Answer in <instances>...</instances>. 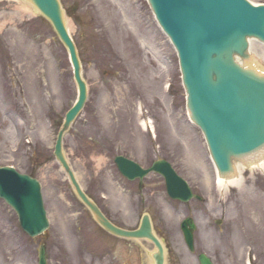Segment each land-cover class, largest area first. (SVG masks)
I'll list each match as a JSON object with an SVG mask.
<instances>
[{"label": "rangeland", "instance_id": "rangeland-1", "mask_svg": "<svg viewBox=\"0 0 264 264\" xmlns=\"http://www.w3.org/2000/svg\"><path fill=\"white\" fill-rule=\"evenodd\" d=\"M61 1L89 89L84 109L64 137V151L85 191L122 226L133 227L143 211H150L171 259L180 255L186 264H197L181 244L178 226L185 213L202 205L171 200L157 175L138 190L113 162L117 154L144 165L165 158L206 201L207 209L194 210L197 248L218 251L221 264H246L248 258L264 264V168L243 170L240 187L217 184L204 137L187 115L176 52L147 1ZM18 3L0 0V165L40 180L50 225L45 234L29 237L0 198V264H37L42 242L48 264H104L101 252L84 253L85 236L114 243L111 264H146L145 244L134 246L131 256L127 243L104 233L53 157L58 126L76 97L72 69L48 21L35 13L19 20ZM252 53L264 58V46L252 40ZM142 119H151L153 131L140 126ZM150 192L156 194L154 202L137 206L138 198ZM216 218L222 219L220 225ZM118 246L124 248L122 260Z\"/></svg>", "mask_w": 264, "mask_h": 264}, {"label": "water", "instance_id": "water-1", "mask_svg": "<svg viewBox=\"0 0 264 264\" xmlns=\"http://www.w3.org/2000/svg\"><path fill=\"white\" fill-rule=\"evenodd\" d=\"M53 25L67 47L73 64L78 97L66 112L58 131L54 154L64 168L79 199L89 208L93 218L108 232L128 238H147L154 242L151 254L155 264H164L163 248L152 231L147 214L140 227L125 230L114 225L85 194L76 180L62 150V136L81 110L87 96L80 74L76 49L66 28V18L59 0H25ZM156 17L169 35L179 56L182 80L187 92V108L191 119L203 131L221 179H234V162L248 165L264 154V71L247 51V37L264 42V4L248 0H148ZM236 57L245 61L237 62ZM240 160V161H236ZM119 170L128 178L142 177L137 163L116 156ZM162 174L168 194L187 200L190 190L170 164L156 161L151 168ZM0 197L14 208L23 229L34 236L41 233L48 220L43 206L40 184L11 167H0ZM182 223L189 248L191 231ZM192 227V224H190ZM201 264H210L201 254ZM39 264H45V250H39Z\"/></svg>", "mask_w": 264, "mask_h": 264}, {"label": "bare ground", "instance_id": "bare-ground-1", "mask_svg": "<svg viewBox=\"0 0 264 264\" xmlns=\"http://www.w3.org/2000/svg\"><path fill=\"white\" fill-rule=\"evenodd\" d=\"M112 2H117L116 0H113ZM15 16H17V18L19 20H23L26 18V16H31L33 13L30 9H28L26 7V5L22 4V3H18L15 4ZM28 14V15H27ZM250 52H252V40L250 41ZM257 58L262 56L259 55H255ZM259 59V58H258ZM263 62H264V58H263ZM259 62L256 60V65L259 69H261L262 67H260V65L258 64ZM147 123V122H145ZM142 127L144 128V123L143 121L141 122ZM147 126V124H146ZM148 128V126H147ZM145 129V128H144ZM257 166V167H261L264 168V157H260L257 160H255L252 164V167ZM234 167H235V175H234V179H221V177H217V183L220 187H229V186H233V187H240L242 185V178H241V173L244 170V166L242 162H234ZM141 243H144L145 246L148 248V251H151L153 246L151 243H149L148 241L144 240V239H140ZM149 264H152L149 261Z\"/></svg>", "mask_w": 264, "mask_h": 264}, {"label": "flooded vegetation", "instance_id": "flooded-vegetation-1", "mask_svg": "<svg viewBox=\"0 0 264 264\" xmlns=\"http://www.w3.org/2000/svg\"><path fill=\"white\" fill-rule=\"evenodd\" d=\"M144 183H145V181L144 180H142L141 182L139 181V180H137V187H139L140 189H143V188H145V185H144ZM154 198H155V194H154V192L151 194V193H148L143 199H142V201L143 202H145V201H147V202H152L153 200H154ZM203 206L202 207H193V212L191 211V210H189L188 211V214H186L187 216H189V215H194L195 214V212H194V210H198V211H200V210H205L206 209V207H205V204H204V202H202L201 203ZM180 237H181V241H182V236H181V234H180ZM98 245H100V244H98V243H96V246H98ZM108 245L110 246V242L109 241H102V246L103 247H108ZM130 246H134V245H130ZM199 251H203V249H201V250H199ZM133 253V249H130L129 250V254L131 255ZM191 255H193V257L194 258H196L195 256H194V254L193 253H191ZM171 252L169 251V249H168V264H174V262H175V264H178V262L181 264H186V259L184 260V258H182V257H180V256H176V257H172L173 259H171ZM209 256H211V259H212V263L213 264H221V263H219V259H220V253L217 251V252H215L214 254H212V255H209ZM112 263V261H109V259H108V262H106V264H111Z\"/></svg>", "mask_w": 264, "mask_h": 264}]
</instances>
